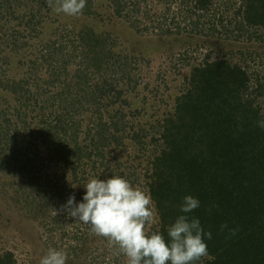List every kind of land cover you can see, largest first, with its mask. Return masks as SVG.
Segmentation results:
<instances>
[{
  "label": "rangeland",
  "instance_id": "374dc122",
  "mask_svg": "<svg viewBox=\"0 0 264 264\" xmlns=\"http://www.w3.org/2000/svg\"><path fill=\"white\" fill-rule=\"evenodd\" d=\"M127 1L122 13L115 12L110 0H95L92 13L73 17L37 8L32 15L29 0H0V120L8 121L7 137L14 140L4 145L7 140L0 137V255L12 253L13 264H39L50 247L67 253L66 264H126L116 247L71 218L63 206L71 196L82 202L84 185L92 178L121 176L146 191L152 162L164 156L161 134L168 124L161 121L175 114L177 98L187 93L192 66L227 61L242 67L250 79L244 97L254 99L264 114V95H257V85L264 84V27L244 29L238 38L232 31L204 36L190 24L194 8L181 0ZM78 29L112 53L101 56L100 69L90 66L94 54L81 42ZM80 67L94 90L93 107L82 111L79 103L73 120L120 122L126 142L123 151L113 147L95 167L86 159L75 170L76 162L65 159L66 154L71 159L70 143H61L59 153L40 133L46 125L47 136L59 137L49 122L56 124L61 99L71 102L76 96L71 76ZM59 71V79L52 78ZM2 81L15 85L4 89ZM111 82L120 98L109 94ZM63 88L67 94L57 96ZM21 89L26 97L32 95L24 109ZM52 96L55 105L42 111L43 100ZM151 228L158 229L157 222L147 226L149 232Z\"/></svg>",
  "mask_w": 264,
  "mask_h": 264
},
{
  "label": "trees",
  "instance_id": "16d2710c",
  "mask_svg": "<svg viewBox=\"0 0 264 264\" xmlns=\"http://www.w3.org/2000/svg\"><path fill=\"white\" fill-rule=\"evenodd\" d=\"M7 1L12 4L15 0ZM29 1L32 15L36 8L37 11L47 9L48 13H54L48 0ZM94 1L86 0L82 10L84 15L93 12ZM110 2L117 13L128 8L127 0L125 5L124 0ZM180 2L183 6L194 8L196 18H189L190 24L195 28V33L203 32L204 36L220 33L225 36L232 31L238 38L244 29L264 27V0ZM81 29H78L81 42L90 48L95 58L94 61L90 60V66L94 63L100 69L104 62L101 56H112V53L107 52L106 47H98L89 35L87 37L80 32ZM160 29L171 33V29ZM111 58L107 60L110 62ZM96 60L99 62L96 63ZM190 70L187 93L177 98L175 114H168V118L161 121L164 122L162 126L167 127L168 124V129L161 134L165 139V142L161 140L165 145L164 156L152 162L151 175L145 185V193L153 201L158 227L151 228L150 232L159 231L167 238V228L183 214L180 205L184 197L192 196L198 199L199 207L187 215L198 218L204 232L211 233V239L205 236L208 254L197 264H264V128L259 126V122L264 121V114L260 106L255 105L254 99L244 97L250 79L242 67L233 66L227 61H215L204 66H192ZM69 72L66 71L67 74ZM72 73L73 90L77 89V94L71 102L61 99V108L55 111L56 124L49 122L59 137L54 139L47 136L46 131L49 133V130L46 125L40 135L48 139L49 144H56L59 153L62 152L61 143H70L71 159L67 154L65 159L76 162L75 170H79L86 159L95 162V167L97 159L104 160L113 147L123 151L126 138L121 133L125 127H120V122L119 125L113 121L105 125L102 119L96 123H90L92 120L88 123L81 119L73 120L78 113L76 105L79 103L82 111L86 106L93 107L94 90L87 83L84 69L80 67ZM61 74V71L55 72L52 78L59 79ZM2 85L6 89L13 87L15 82L2 81ZM257 86L260 90L257 95L263 96L264 84ZM108 92H114L116 99L121 96L113 82ZM20 93L25 99L21 106L27 108L29 105L26 102L32 100V95L27 98L22 89ZM66 94L63 88L57 96ZM54 99V96L42 99V111L51 109L55 105ZM40 101L38 96L37 102ZM20 114L26 116L21 111ZM7 122L0 120V137L7 140L4 145L14 141L7 137L10 129ZM85 128L87 130L83 134ZM111 129L115 131L110 133ZM103 138L110 141L102 144L100 141ZM137 147L142 152V147ZM225 224L227 227L221 230ZM13 262L12 253L0 255V264Z\"/></svg>",
  "mask_w": 264,
  "mask_h": 264
},
{
  "label": "clouds",
  "instance_id": "9594fccd",
  "mask_svg": "<svg viewBox=\"0 0 264 264\" xmlns=\"http://www.w3.org/2000/svg\"><path fill=\"white\" fill-rule=\"evenodd\" d=\"M56 13L78 16L86 0H48ZM264 128V121L259 122ZM82 202L69 197L64 210L77 222L90 226L91 232L106 238L110 245L126 257V264H197L207 256L205 233L198 218L189 213L199 207L192 196L184 197L179 215L167 228V238L159 231L149 232L148 225L155 223L156 211L149 194L134 187L121 176L106 180L90 179L85 185ZM227 225H222L221 230ZM232 234H235L234 232ZM63 250L49 248L39 264H66Z\"/></svg>",
  "mask_w": 264,
  "mask_h": 264
}]
</instances>
